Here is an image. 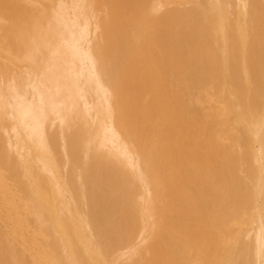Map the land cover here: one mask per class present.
Segmentation results:
<instances>
[{"label": "bare ground", "instance_id": "bare-ground-1", "mask_svg": "<svg viewBox=\"0 0 264 264\" xmlns=\"http://www.w3.org/2000/svg\"><path fill=\"white\" fill-rule=\"evenodd\" d=\"M165 2L0 0V184L13 191L0 187V264H47L43 253L65 264H189L217 239L200 171L228 185L223 204L237 198V163L256 189L254 228H231L221 264H264V0L251 12L249 0H198L202 12L160 11ZM232 131L239 158L220 141Z\"/></svg>", "mask_w": 264, "mask_h": 264}, {"label": "rangeland", "instance_id": "rangeland-1", "mask_svg": "<svg viewBox=\"0 0 264 264\" xmlns=\"http://www.w3.org/2000/svg\"><path fill=\"white\" fill-rule=\"evenodd\" d=\"M25 2L29 3V4H34L37 5V0H24ZM88 1V0H87ZM198 0H166V2L163 4V6L161 7L160 11H165L171 8H177V9H191L190 7H192V10H196L197 11V7L195 5V2ZM233 1V0H232ZM251 1V2H250ZM62 2V0H52L53 5L56 8H59V4ZM249 8H248V12L251 11H257V9H254L256 7H254L252 4V0H249ZM260 7L262 6V11L261 9H258V13H261L262 16L260 19V36H259V50L263 51L264 50V6L262 5V3L260 2ZM196 8V9H195ZM234 7H231V11L232 14L229 16L231 22H232V28H236V24H235V15L233 12ZM199 12H202V10H199ZM155 12L154 10L148 9L145 12L144 15V24L148 23L150 20L153 19V17L155 16ZM146 30V28H142V30ZM243 36H246V33H243ZM247 42V39H245ZM215 60V66H216V73H217V82L219 83L220 89L223 91V93H225V99L227 100L228 103L231 102V97L229 95V88L227 89V86L225 81L222 78L221 75V71H220V63H219V59H216V57L214 58ZM242 61V59H239V62ZM21 64L19 65V69L21 71L22 66L25 64V61H20ZM36 67V66H35ZM239 78L241 83L244 85V79H243V74H242V64H240V72H239ZM224 81V83H223ZM225 87V88H224ZM117 100V98H116ZM118 101V105L122 104L121 100H117ZM207 109H209L210 111H213L215 109L212 108V106L207 103ZM227 109V108H226ZM230 110H233L232 108H228ZM227 109V110H228ZM230 114L232 116V112L230 111ZM225 110H219V115H221L222 117H227L228 113L224 112ZM223 112V113H222ZM226 115H225V114ZM229 114V115H230ZM233 118V117H232ZM240 130L243 129V132H245L244 128L241 127L240 125ZM234 131V130H233ZM231 132L229 134V136L225 137L224 136H219L221 139L220 141L223 142V144L226 143V146H228L229 148V152L230 154L234 157V158H239V155L237 151H239L238 147L239 144V140H237L234 132ZM246 134V132L244 133ZM226 139V140H224ZM219 141V142H220ZM96 142L97 144H99L101 142L100 137H96ZM194 146L197 145V142H194L193 144ZM237 147V148H236ZM213 154V153H212ZM211 152H208V156L210 157V159H212V157L214 156V154L212 155ZM121 163L123 162V159L119 156L116 157ZM211 163H215L214 161H212ZM239 169V170H238ZM238 170V171H237ZM237 170L236 172L231 176L234 180V182L239 185V190L237 191V198L235 199H229L227 200V202L225 203H220V200H217V196L222 195L221 197H223V199L226 200L227 194H228V185L226 186H221L218 187L215 184H217L216 182V178L214 173L211 170H208L206 172L200 171L201 175L204 177L206 184L205 187H207L210 191L207 194H204V189H202L200 191V194H203V198H206L207 200V207L210 211H212V214L209 213V218H208V228L210 230V232L214 235V237H216L217 239H215V244L212 247H208V248H202V244L198 245L197 247V251L195 253H193L194 255H190L191 252L187 251L185 252V254L192 256V258L190 259V262H188L189 264H221L223 262V256L225 254V250L228 248V246L233 243V238L230 236V230L232 227L237 226L238 230L241 231H247L249 230L248 233H253V228H254V224L253 223V219H254V208H255V203H253L254 197H255V186L252 184V181L250 179H248V177H246V175L242 172L241 170V166L239 163H237ZM260 175V173H258V176ZM253 186V187H252ZM0 187L2 188V192L4 193H12L13 191L9 188L10 186H8V184H0ZM23 189V188H22ZM137 192L140 193L141 189L140 187L137 186L136 188ZM192 191L191 190H186V193L189 194V196H192ZM23 193L24 195L26 194V192L23 189ZM241 196V197H240ZM25 201L31 206L32 205V197L28 196L27 194L24 197ZM253 204V205H252ZM193 207L195 208L194 210L197 211L198 210V204L193 203L192 204ZM169 212L171 211V208H168ZM248 220V221H247ZM247 224H246V223ZM243 225L245 226V229L243 227ZM242 226V227H241ZM196 228L199 229V231L201 230L197 225ZM248 228V229H247ZM251 230V232H250ZM201 234V233H200ZM219 235H221L219 237ZM47 231L45 232L44 229L39 230V232H33L32 233V237L34 239V241L37 240H41L44 237H47ZM199 238L198 233L196 236V239ZM1 242V241H0ZM231 242V243H230ZM2 243V242H1ZM0 243V245H1ZM202 243V242H201ZM230 247V246H229ZM5 249V248H4ZM3 249V250H4ZM202 249V250H201ZM209 250V252H208ZM6 251V250H5ZM5 251H3L5 253ZM27 254H30V250H25ZM25 251L24 255H25ZM207 251V252H205ZM228 251V249L226 250ZM7 252V251H6ZM23 252H20L23 253ZM4 253H2L4 255ZM33 253V252H32ZM31 253V254H32ZM209 253V254H208ZM223 253V256H222ZM243 253V252H242ZM242 258L244 253L242 254ZM30 254V255H31ZM7 253L4 255V257H6ZM24 255L22 257H24ZM29 255V257H30ZM28 256V255H27ZM26 256V258H27ZM43 256L45 257V259L47 260V264H65L62 260L61 257H59L60 259L57 261H54L52 259H50L47 256V253H43ZM201 256H203L201 258ZM245 256V255H244ZM252 256V252L251 255ZM206 258V259H204ZM25 262H29L25 259V257L23 258ZM252 259V258H251ZM206 261V262H205ZM26 263V264H27ZM156 262H154L153 264H155ZM253 263V261H251V264ZM30 264V262L28 263ZM158 264H161L158 262Z\"/></svg>", "mask_w": 264, "mask_h": 264}]
</instances>
